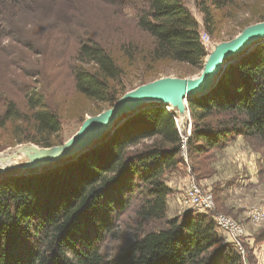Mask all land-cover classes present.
Returning <instances> with one entry per match:
<instances>
[{
    "label": "trees",
    "instance_id": "trees-1",
    "mask_svg": "<svg viewBox=\"0 0 264 264\" xmlns=\"http://www.w3.org/2000/svg\"><path fill=\"white\" fill-rule=\"evenodd\" d=\"M60 1L0 0V54L8 49L3 46L6 37H13L3 30V17L31 5L33 13L49 23ZM94 1L132 18L135 30L149 40L145 61L150 65L170 61L203 68L207 51L199 24L182 0ZM229 1H197L210 34L213 9ZM80 30L69 41L74 55L63 63L67 61L78 94L112 108L122 98L114 85L124 71L108 41L87 28ZM125 41L116 47L122 50ZM52 61H57L54 56ZM26 104L20 110L8 100L0 112V129L20 123L27 134L24 130L17 145L55 147L62 131L58 112L41 90L26 94ZM187 105L192 120L190 158L223 149L240 137L264 147V43ZM124 117L121 125L73 158L44 171L0 180V264H244L236 248L219 234L212 215L188 210L168 218L173 191L165 179L183 164L176 114L156 104ZM130 212L132 219L122 225ZM263 231L258 244L264 242ZM108 240L125 242L126 248L106 257L102 245Z\"/></svg>",
    "mask_w": 264,
    "mask_h": 264
},
{
    "label": "rangeland",
    "instance_id": "rangeland-1",
    "mask_svg": "<svg viewBox=\"0 0 264 264\" xmlns=\"http://www.w3.org/2000/svg\"><path fill=\"white\" fill-rule=\"evenodd\" d=\"M197 1L182 0V3L199 24L200 40L202 35L209 38L204 45L207 57L202 69L170 61L150 65L148 61H145L149 40L135 30L132 18L115 12L113 9L115 6L108 8L94 0H61L49 23L41 21L33 13L31 5L20 14L16 10L10 11L2 19L3 30L13 33V37H6L3 46L8 49L6 53L0 54V112L8 100H13L20 110H24L27 105L26 94H33L34 91L41 90L47 104L54 107L61 119L62 131L55 147L69 144L79 139L85 132L87 133L91 128L85 126L87 120L110 114L113 110L110 106L86 99L75 91L71 74L66 65L67 61L63 63L75 53H72L73 46L69 41L73 34L82 32L80 27L87 28L88 33H92L96 38L108 41L110 44L114 58L124 71L122 78L114 87H117L115 89L124 96L161 80H170L168 81L169 85L172 80L195 81L201 78L207 59L215 47L229 44L241 36L246 29L264 24L259 21L261 16L264 18V0H230L229 5L224 8L213 9L215 24L211 28L212 33L210 34V29L208 31L204 25V17L199 12ZM48 28H53V30L49 31ZM47 40H50L49 49H54L51 56L47 55ZM122 41L125 43L122 50H119L116 45H120ZM263 43L264 39H260L244 52L228 59L218 80L227 68L235 65L242 57ZM135 51L139 55H135ZM53 56L57 60L56 62L52 61ZM166 87L167 85L161 86V90ZM154 105L156 104H148L134 113ZM158 105L162 106V104ZM167 107L168 110H171L169 106ZM165 109L167 110V108ZM175 109H172L171 112L176 114L179 120L181 118L183 122L192 125L187 107L181 111L178 108ZM181 112L186 115L182 116ZM124 116L118 122L119 125L125 120ZM181 124L180 121V128ZM26 128V125L17 123L0 129V158L6 153L12 154L21 147L34 146L43 149L30 143L17 145L16 139L23 134ZM26 134L25 130L24 135ZM187 158L188 163H185L183 159L182 166L178 168V171L183 170L189 176L186 186L190 184L191 179H194L214 195L216 213L229 218L236 217L237 220L231 219L244 229V247L250 263L256 264L253 251H250V247L245 245L248 237L244 228L245 223L240 219L250 218L252 222L248 224L255 235H258L262 231L261 228L264 227V147L257 142L240 137L225 148L210 151L201 157L190 158L187 149ZM57 164L59 163L55 165ZM50 168L52 167L46 169ZM4 178L6 176L1 179ZM165 180L167 181V179ZM186 186L180 197L177 198L175 193L169 197V219L179 217L188 211L180 207V202L185 196ZM174 196L177 205L175 206L178 208L170 210L169 200L170 198L174 199ZM180 210H184V213L178 215ZM261 216L262 220H256V217L260 218ZM132 217L130 212L122 221V225L128 223ZM222 238L225 240L224 236ZM262 243L264 244V242ZM102 246L103 254L113 258L126 248V243L108 240Z\"/></svg>",
    "mask_w": 264,
    "mask_h": 264
},
{
    "label": "water",
    "instance_id": "water-1",
    "mask_svg": "<svg viewBox=\"0 0 264 264\" xmlns=\"http://www.w3.org/2000/svg\"><path fill=\"white\" fill-rule=\"evenodd\" d=\"M251 28H254V27H251ZM251 28L246 29L245 32L241 36H239L237 39H235L233 42L229 44V48L224 51L222 56L217 61V62H220V67H222L221 65L224 66L225 62L228 59L235 56L236 53H242L245 50H247L249 48L248 46L249 42L251 43L256 42L255 37L259 33L257 34L250 33ZM263 35L264 33L260 34V36H263ZM215 65L216 64H212L209 68H206L205 66V70L203 71L201 78L197 79L196 81L172 80L171 84L168 85V81L170 80H161V81L152 83L151 86H148L146 88L142 87L144 88L142 93H140V95L137 96L136 98L130 97V93L122 96V98L111 108L113 110L110 112L109 115H102L96 119H92V120H97L95 122H89L87 120L85 126L86 127L90 126L91 128L87 133L85 132L83 135H81L79 139H77L78 140L77 142L72 141L69 144H66L60 147L47 149V150L39 149L34 146H29V148L33 149L34 151H37L34 153L36 155L38 154L39 156H40V152L42 151L56 150L55 152H52L53 154L46 155V158L51 159V160H48L46 163H44V161L42 162L39 161L40 160L39 158L41 159L43 158L44 155H42L38 157L39 160L36 159L30 164H27V165L25 164L24 166H21L18 168L14 167L12 169H9L6 172H0V179L7 175H11V174L25 175L31 172L43 171L46 168L54 167L56 163L63 162L71 156H74V155L76 156L80 154L81 152L91 147L96 141H98V139H100L98 137L100 133H102L101 135H103L104 133H105L104 135H106L109 131H111L115 127V125L122 119L123 115L127 114L126 108L130 105L138 104L139 106L134 108L127 115L134 113L138 111L139 109L143 108L144 106L148 105L147 104L148 100L150 98H153L154 96L165 97L166 99H169L175 95V97L173 98V99H176L174 103V109L178 108L181 111V110H184L183 108L185 107L188 108L187 102L191 97L200 95V94H197L200 91H205V93L208 92L211 89V87L217 83L218 77H219L218 75L219 71L216 74L212 72V75L210 73L211 69ZM165 85H167V87L164 90H161V86H165ZM162 106H164L165 108H168L167 106L169 105L167 104V101H166L164 104H162ZM110 126H112V128L107 130V128ZM18 153L19 152L17 151L13 152L11 159H15L16 157H18ZM47 163L49 164L46 165Z\"/></svg>",
    "mask_w": 264,
    "mask_h": 264
},
{
    "label": "built area",
    "instance_id": "built-area-1",
    "mask_svg": "<svg viewBox=\"0 0 264 264\" xmlns=\"http://www.w3.org/2000/svg\"><path fill=\"white\" fill-rule=\"evenodd\" d=\"M207 40H209L208 36L202 35L201 43L203 46ZM167 111L171 112L168 108ZM175 121L182 141V157L184 162L188 163L187 142L192 133V125L188 122H183V119L181 118L179 120L177 116L175 117ZM180 121L182 123L181 128L179 126ZM180 207L197 213L212 215V218L217 225L219 234L222 237L224 236L227 243L232 244L236 248V251L242 256L244 264H251L248 261L247 251L244 247V229L239 223L232 220L228 216L216 213L215 199L211 191L205 190L202 185L198 184L194 179H191L190 184L186 187L185 196L180 202ZM262 218V216L260 218L256 217V220L260 221Z\"/></svg>",
    "mask_w": 264,
    "mask_h": 264
},
{
    "label": "bare ground",
    "instance_id": "bare-ground-1",
    "mask_svg": "<svg viewBox=\"0 0 264 264\" xmlns=\"http://www.w3.org/2000/svg\"><path fill=\"white\" fill-rule=\"evenodd\" d=\"M263 31H264V24L257 25L256 27L254 26V28H251L250 29V33H252V34L259 33L255 37V41L256 42L258 41V39L260 40V39H263L264 38L263 37L264 35L263 36H260L261 33H264ZM252 43L249 42L248 43V46H251ZM229 44H223V45H220V46L215 47L214 50L212 51V54L208 57L207 63H206L207 64L206 65V68H209L212 64H216L211 69V71H210L211 75H212V72L216 74L218 71H219L218 75H220V73L222 71V68H223V65H221L222 67H220V62H217V61L222 56V54L224 53V51L229 48ZM236 54H239V53H236ZM191 81H194V80H191ZM144 88H146V87H144ZM144 88H141L139 90L133 91L132 93H130V97L136 98L137 96L140 95V93H142V91H143ZM197 94L204 95L205 94V91H200ZM174 97H175V95L172 98L166 99L165 97L154 96L153 98H150L148 100L147 104H164L167 101V104L169 105V107L172 110V109H174V103H175V100H176V99H173ZM137 106H139V105L138 104H134V105L128 106L126 108V110H127L126 113L128 114L130 111H132ZM181 113H182V116L186 115V114H184V112H181ZM127 114H124V115H127ZM88 121L89 122H95L97 120L89 119ZM111 128H112V126L108 127L107 130H109ZM101 134L102 133H100V135H98L99 138H101V136H103L105 133L103 135H101ZM77 141L78 140H75L74 142H77ZM16 151L19 152V153H18V157H16L15 159H11V156H12L11 153H6V154H4L2 156V158L0 159V172H6L9 169H12L14 167L15 168H18V167L24 166L25 164L26 165L27 164H30L31 162L35 161L36 159H38V157H40L42 155H44L43 158L42 159L39 158L40 160L39 159L38 160L41 161V162L44 161V163H46L48 160H51V159H47L46 158V155L53 154L52 152H55L56 150H53V151H42V152H40V156L38 154L36 155L34 153V152H37V151H34L33 149H31L29 147H21V148L17 149ZM72 155H74V154H72ZM74 156H71L69 158H73ZM48 164L49 163H47L46 165H48ZM50 164H52V163H50Z\"/></svg>",
    "mask_w": 264,
    "mask_h": 264
},
{
    "label": "crops",
    "instance_id": "crops-1",
    "mask_svg": "<svg viewBox=\"0 0 264 264\" xmlns=\"http://www.w3.org/2000/svg\"><path fill=\"white\" fill-rule=\"evenodd\" d=\"M166 179H167V181H166L167 185L173 190V195L175 193L176 197L178 198V197H180L182 192L185 191L184 187L186 186L187 181H189V176H188V174L186 175L185 171L181 170V171H176V172L169 174L166 177ZM169 201H170L169 202L170 203L169 204L170 210L175 209V207L177 206L175 203L176 202L175 196H174V199L170 198ZM176 208H178V207H176ZM182 213H184V210L183 211L180 210L178 212V215H181ZM230 217H231V215H230ZM231 218H233L234 220H237L236 217H231ZM240 221L245 223L244 228H245V231H246V234L248 237L247 241L245 242V245H248V247H250L249 250L254 252V256H255L254 262L263 264L264 263V248H263L264 244L263 243L256 244V245L254 244V243H256V240L258 241V235L254 234V232L251 230V227L248 224L252 221L248 217H246V219H244V220H243V218H241ZM261 230L263 231L264 227H262Z\"/></svg>",
    "mask_w": 264,
    "mask_h": 264
}]
</instances>
